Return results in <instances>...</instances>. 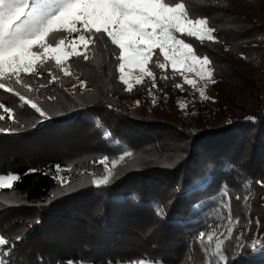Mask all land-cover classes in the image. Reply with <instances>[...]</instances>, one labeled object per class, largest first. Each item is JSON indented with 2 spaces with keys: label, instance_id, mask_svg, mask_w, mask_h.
<instances>
[{
  "label": "trees",
  "instance_id": "obj_1",
  "mask_svg": "<svg viewBox=\"0 0 264 264\" xmlns=\"http://www.w3.org/2000/svg\"><path fill=\"white\" fill-rule=\"evenodd\" d=\"M166 2H183L193 20L206 17L215 30V42L197 45L211 61L213 102L191 85L175 87L183 77L155 64L149 65L153 96L149 77L126 91L118 79L119 50L106 36L90 43L87 61L70 59L71 77L54 63L47 66L59 77L54 83L48 84V70L39 80L25 76L33 87L48 84L30 95L50 119L41 122L0 89V104L14 116L0 127L15 129L0 132V176H20L0 189V234L12 245L8 255L9 246H1L3 264H221L218 251L228 264H264V184L258 183L264 182V0ZM62 36L78 34L50 42ZM81 80L85 87L73 90ZM7 86L24 92L11 81ZM43 133H54L62 145L46 155L34 150ZM125 150L132 155L112 169L108 185L96 187L93 181L106 175L98 161L107 156L112 168ZM57 164L66 183L53 179ZM10 197L15 201L6 202ZM59 220L81 225L59 229ZM56 229L63 238L52 239ZM254 240L261 241L256 252Z\"/></svg>",
  "mask_w": 264,
  "mask_h": 264
},
{
  "label": "snow or ice",
  "instance_id": "obj_2",
  "mask_svg": "<svg viewBox=\"0 0 264 264\" xmlns=\"http://www.w3.org/2000/svg\"><path fill=\"white\" fill-rule=\"evenodd\" d=\"M214 29L207 27V18L193 20L183 2L169 3L166 0H0V89L8 93H14L23 105L29 106L39 113L41 122L51 117L41 108L38 101L31 98L32 93L39 92L40 88H46L48 84L56 82L59 77L47 69L49 63L63 73L65 77H71L73 73L68 69V63L72 57L89 59L87 50L91 44L101 36L109 38L112 45L119 50L116 59L118 63L119 81L126 85V91L133 90L132 80L136 85L144 83V77L152 80L149 95L153 96L157 88L156 76L150 69V64H155L159 69L166 70L171 67L174 74L183 77V83L175 87L183 88L184 84L191 85L194 89L196 81L189 79L186 72H196L203 79L212 76L210 70L211 61L208 56L202 58L195 54L193 45L187 43L181 36L193 37L201 42H215ZM77 33L72 42L66 43L62 36L58 42H50L51 37L60 34ZM81 50H77V46ZM136 67L139 75L133 77L129 69ZM48 70V84H39L33 87L26 82L25 76L35 77L37 80L43 77V71ZM24 74V75H22ZM166 79V76H162ZM11 81L19 85L24 92L7 86ZM84 88L85 81L74 85ZM200 97L207 99L202 89ZM54 97H48L49 100ZM153 103L156 99L153 98ZM139 105V101H137ZM180 108L187 105L180 104ZM111 107V105H109ZM0 120L6 117L14 120L13 109L0 104ZM254 119V118H253ZM15 131V129L0 127V132ZM108 135L107 133L105 134ZM132 155L131 151H123L119 161H111L105 156L98 161L105 167L106 175L101 179H95L96 187L108 185L113 176L112 169L121 161ZM56 175L53 179L66 183L61 175L64 171L59 164L55 165ZM40 171L29 169V172ZM27 174V173H25ZM48 173H45L47 175ZM20 179L19 175L8 174L0 177V189L12 188L13 183ZM258 183L264 184L262 181ZM157 215H162V210L157 208ZM251 223V221H250ZM231 239L232 228L227 229ZM200 233V238L205 237ZM23 239L17 237V241ZM209 240L212 237H208ZM223 241H218L216 248L219 250ZM261 241H252V251H258ZM12 245L3 235H0V246ZM221 264H228V257L222 252L217 253ZM2 264V262H0ZM71 264V262H70ZM111 264V262H109ZM137 264V262H133ZM138 264H146L140 260Z\"/></svg>",
  "mask_w": 264,
  "mask_h": 264
},
{
  "label": "rangeland",
  "instance_id": "obj_3",
  "mask_svg": "<svg viewBox=\"0 0 264 264\" xmlns=\"http://www.w3.org/2000/svg\"><path fill=\"white\" fill-rule=\"evenodd\" d=\"M63 37L66 39V43L72 42V40L74 38L73 37L71 40H67L66 36H63ZM60 38L61 37H59L55 41L58 42V40ZM180 38L185 39V41L187 43H191L193 45L195 54L200 56L201 58L203 57V56H201L200 54L197 53V45H199L200 43H205V42H201V41H199L196 38L187 37V36H181ZM77 50L80 51L81 50V46L78 45L77 46ZM129 71H131V73L133 74V77H135L136 75H139V69L136 68V67H133V68L129 69ZM185 75L189 79H194L196 81L195 89H197L198 91L200 89H202L204 91L205 97L209 98L211 102L214 101V99H215V91H214V88H213V77L212 76H211L210 79L207 76H205L203 79H201L197 75L196 72H186ZM146 77L147 76H145L144 78H146ZM259 77H260L261 85L263 87V105H264V70L260 73ZM132 83H133V85L135 84L134 79L132 80ZM52 134L51 133H43L40 136L36 137V140L34 141L35 143L33 142L34 145H35V146H33V147H35L34 150H38L39 152H41V154H43V155L45 154L46 155V152H48L50 150V148H52L53 146H61L62 145L61 142H63V141L54 142V140L57 139V137H55L56 135L54 133H52ZM37 138H40V139H37ZM65 141H69V140H65ZM72 141H75V140L71 139L69 141V143L72 142ZM48 154H50V153H48ZM0 177H2V176H0ZM14 201H15V199L13 197H10L9 199H6V202H8V203H12ZM55 224L58 226L59 229L64 226L65 229L67 227L68 230L76 229V225H78V224H79V226L81 225V223H78L77 221H66V220H59ZM82 226H83V224H82ZM56 230L57 231H54L55 235H54V237L52 239L55 240L57 238H60V239L63 238L64 236L62 237L61 234L59 235V233H57L58 229H56ZM76 233H79V232L76 231ZM76 235L77 236L80 235L81 239L84 238L82 234H76ZM74 236H75V234H74ZM1 248L2 247L0 246V249ZM9 253H10V250L5 251L6 255H8ZM145 261H146V264H160V263L150 262V261H147V260H145ZM0 262H2V264L4 263V261H2L1 257H0ZM138 262H137V264H138ZM81 264H85V263H81ZM127 264H133V263H127Z\"/></svg>",
  "mask_w": 264,
  "mask_h": 264
}]
</instances>
